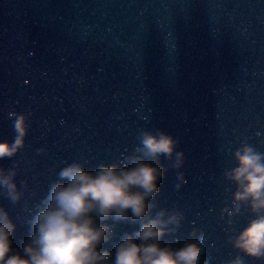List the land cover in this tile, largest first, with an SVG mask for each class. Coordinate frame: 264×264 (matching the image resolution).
<instances>
[{"label":"water","instance_id":"95a60500","mask_svg":"<svg viewBox=\"0 0 264 264\" xmlns=\"http://www.w3.org/2000/svg\"><path fill=\"white\" fill-rule=\"evenodd\" d=\"M12 111L29 121L24 147L0 160L23 192L17 203L0 194L17 243L67 163L122 160L140 131L162 129L185 161L176 169L161 158L154 212L175 211L174 235L199 234L209 264H264L229 239L249 209L231 224L222 215L235 191L224 175L232 152L245 142L264 152V0H0V140L15 136Z\"/></svg>","mask_w":264,"mask_h":264},{"label":"clouds","instance_id":"9594fccd","mask_svg":"<svg viewBox=\"0 0 264 264\" xmlns=\"http://www.w3.org/2000/svg\"><path fill=\"white\" fill-rule=\"evenodd\" d=\"M8 118L15 136L0 140V160L24 147L29 130L26 113L12 111ZM138 140L134 152L122 160L94 168L79 161L62 167L46 194L28 209L27 234L19 243L16 221L0 206V264H209L201 259L205 246L199 234L174 235L179 220L175 211L154 212L168 172L161 158L176 169L185 161L178 139L162 129H145ZM232 156L235 166L224 175L235 191L231 207L222 209V215L231 224L244 205L252 218L229 239L244 256L264 259V152L245 142ZM16 174L15 168L0 167V194L12 203L23 196ZM178 180H184L183 172ZM121 223L135 227L118 234ZM228 264L244 261L237 255Z\"/></svg>","mask_w":264,"mask_h":264}]
</instances>
